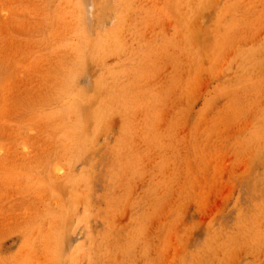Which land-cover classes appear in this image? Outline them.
Masks as SVG:
<instances>
[{
	"label": "rangeland",
	"instance_id": "obj_1",
	"mask_svg": "<svg viewBox=\"0 0 264 264\" xmlns=\"http://www.w3.org/2000/svg\"><path fill=\"white\" fill-rule=\"evenodd\" d=\"M0 264H264V0H0Z\"/></svg>",
	"mask_w": 264,
	"mask_h": 264
}]
</instances>
